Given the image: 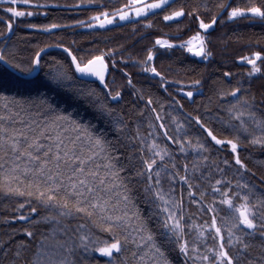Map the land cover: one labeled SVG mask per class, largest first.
<instances>
[{
    "label": "snow or ice",
    "instance_id": "1",
    "mask_svg": "<svg viewBox=\"0 0 264 264\" xmlns=\"http://www.w3.org/2000/svg\"><path fill=\"white\" fill-rule=\"evenodd\" d=\"M49 6L61 7L54 0H0V206L10 213L0 219L24 225L0 238V264H89L95 254L105 264H174L169 252L182 264H264V173L257 176L241 155L245 145L264 152V96L258 100L250 87L264 74V50L236 56L244 72L224 71L212 94L186 110L177 97H203L202 80L169 81L158 70L157 48L177 46L166 35L154 37L142 55L119 59L122 45L84 54L64 43L33 45L21 55L9 43L14 26L47 15L41 10ZM68 7L96 10L70 24L26 27L48 33L142 19L150 29V16H187L197 30L178 46L207 61L206 33L217 21L264 23V0H76ZM49 47L65 58L45 60ZM128 62L159 77L168 99L138 88L120 67ZM115 71L137 98L127 118L109 106L123 97V85L109 84ZM90 78L102 88L72 86ZM60 91L95 115L61 100ZM17 233L25 238L14 239Z\"/></svg>",
    "mask_w": 264,
    "mask_h": 264
},
{
    "label": "trees",
    "instance_id": "2",
    "mask_svg": "<svg viewBox=\"0 0 264 264\" xmlns=\"http://www.w3.org/2000/svg\"><path fill=\"white\" fill-rule=\"evenodd\" d=\"M55 3L61 5V7L49 6L41 11L47 12V15H36L33 17L20 18L14 26L12 33V40L10 44H16L20 49L21 55H27L33 51V45H53L56 43H64L65 46H72L78 50V54H84L92 49H100L118 46H123V52L118 53V59L120 55L124 56H140L143 54L145 48L150 46L156 36H167L176 42L177 46L172 49L157 48V56L154 59V63L159 71H161L169 81L183 80L187 82L190 79L199 78L202 80L203 97L196 96L193 102H188L186 97L178 96L185 103V109L190 110L195 106V103H199L202 99H206L213 92L216 87V81L218 78H223L222 73L224 71H230L233 73H243L245 66L236 61V56L244 55L252 50H264V23L259 21H231L221 23L217 21L216 25L207 31V43L208 48L212 52V56L207 60L195 57L184 49L178 46L180 40H185L189 35L197 30V25L194 21H191L187 16L176 21L165 22L162 19L163 13H159L156 16H150L148 19L153 21V27L150 29L145 28V23L142 19H135L133 21H127L123 23H117L111 26H107L104 29L93 28L88 29L84 27H65L53 29L48 33L38 31L35 29H29L27 24H46L55 22L59 24H70L73 20L85 19L95 8H76L68 7L75 4L76 0H54ZM107 2V0H106ZM177 4L180 0H176ZM6 6V5H5ZM113 6L118 7V4L113 3ZM171 7L165 11H170ZM0 15H5L0 11ZM226 15V14H225ZM221 17L220 20H223ZM179 29V31H178ZM2 30V27H0ZM75 41L73 44L72 42ZM3 43V41H0ZM256 45H259L258 47ZM44 59L47 60L50 57L57 59L65 58L66 54L63 53L60 48H51L45 52ZM125 67L133 79V82L138 88L149 90L152 93L161 96L163 99H168L167 94L163 89L158 88L159 77H153L152 74L143 73L139 67L132 62H128L127 65H120ZM113 76L115 77V84L113 85ZM238 77L234 76L228 78L230 82H235ZM109 84L115 87L123 85V97L119 103L109 102V106L115 108L117 111L123 110L125 118L130 113V109L136 102V97L131 95L132 89L127 86L126 78L119 71L109 73ZM248 83L247 78H245ZM74 87H95L98 90L102 88L98 81L87 80L83 84L72 85ZM178 86L175 83L168 85V91L173 95H176V88ZM250 87L255 92L257 99L259 100L264 96V74H256L250 81ZM59 98L66 101L70 106L79 107L82 111H87L89 116H94L95 113L91 109H86L85 102L83 100H73L71 94L68 92L60 91ZM134 115V113H132ZM97 122L101 127H106L104 120L100 119ZM115 134H110L112 138ZM125 153L128 149H124ZM243 157H250L246 162L249 167L253 168L257 176L264 173V152L259 149H252L245 145L244 150L241 152ZM215 156V153H213ZM191 159V157H189ZM259 184V181H257ZM140 206L145 208L146 206L141 203ZM14 207V205H13ZM192 210V209H190ZM223 214V213H222ZM10 215L0 206V217ZM23 222L10 221L5 224L0 219V238L7 234L9 228L23 227ZM22 233H17L14 239H24ZM170 258L174 261V264H182V261L177 256L176 252H169ZM107 258L100 257L99 254H95L89 264H105Z\"/></svg>",
    "mask_w": 264,
    "mask_h": 264
},
{
    "label": "rangeland",
    "instance_id": "3",
    "mask_svg": "<svg viewBox=\"0 0 264 264\" xmlns=\"http://www.w3.org/2000/svg\"><path fill=\"white\" fill-rule=\"evenodd\" d=\"M123 22H127V21H123ZM123 22H121V21H117V23H123ZM116 23V24H117ZM107 26H111V25H107ZM107 26H105V27H107ZM189 54H191V53H189ZM191 55H193V54H191ZM194 56V55H193ZM196 57V56H195ZM198 58H201V57H198Z\"/></svg>",
    "mask_w": 264,
    "mask_h": 264
},
{
    "label": "water",
    "instance_id": "4",
    "mask_svg": "<svg viewBox=\"0 0 264 264\" xmlns=\"http://www.w3.org/2000/svg\"><path fill=\"white\" fill-rule=\"evenodd\" d=\"M51 48H56V47H49V48L45 49V52L48 51ZM89 80H94V78H90Z\"/></svg>",
    "mask_w": 264,
    "mask_h": 264
}]
</instances>
